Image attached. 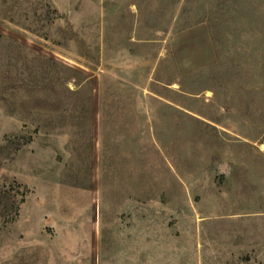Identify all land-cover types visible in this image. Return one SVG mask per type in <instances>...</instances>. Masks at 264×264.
I'll return each mask as SVG.
<instances>
[{"label":"rangeland","instance_id":"1","mask_svg":"<svg viewBox=\"0 0 264 264\" xmlns=\"http://www.w3.org/2000/svg\"><path fill=\"white\" fill-rule=\"evenodd\" d=\"M263 139L264 0H0V264H264Z\"/></svg>","mask_w":264,"mask_h":264},{"label":"bare ground","instance_id":"2","mask_svg":"<svg viewBox=\"0 0 264 264\" xmlns=\"http://www.w3.org/2000/svg\"><path fill=\"white\" fill-rule=\"evenodd\" d=\"M259 149L264 152V139L263 142L261 144H259Z\"/></svg>","mask_w":264,"mask_h":264},{"label":"crops","instance_id":"3","mask_svg":"<svg viewBox=\"0 0 264 264\" xmlns=\"http://www.w3.org/2000/svg\"><path fill=\"white\" fill-rule=\"evenodd\" d=\"M190 40H191V38H190ZM190 40H189V41H190Z\"/></svg>","mask_w":264,"mask_h":264}]
</instances>
